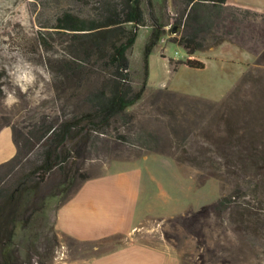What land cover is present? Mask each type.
<instances>
[{
    "label": "rangeland",
    "instance_id": "obj_1",
    "mask_svg": "<svg viewBox=\"0 0 264 264\" xmlns=\"http://www.w3.org/2000/svg\"><path fill=\"white\" fill-rule=\"evenodd\" d=\"M154 3L144 0L147 21L156 23L154 13L165 26L148 58L145 93L131 107L129 122L118 119L107 133L75 141L72 168L98 176L133 162L150 188L146 210L170 215L148 221L136 238L165 239L179 251L180 264H264V20L251 16L236 23L229 39L189 54L171 29L179 6ZM62 7L81 5L0 0V125L30 121L43 111L70 117L85 107L80 98H68L69 91L59 93L47 52L35 45L42 25L54 22ZM149 31L139 29L129 52L137 88ZM188 59L205 67L183 63ZM34 159L0 170V264H48L61 250L75 257L121 243L120 236L79 242L59 233L55 213L71 183L58 168L41 181L32 173ZM19 183L28 194H16ZM236 190V203L225 211L192 216Z\"/></svg>",
    "mask_w": 264,
    "mask_h": 264
},
{
    "label": "trees",
    "instance_id": "obj_2",
    "mask_svg": "<svg viewBox=\"0 0 264 264\" xmlns=\"http://www.w3.org/2000/svg\"><path fill=\"white\" fill-rule=\"evenodd\" d=\"M70 1L79 2L81 7L60 8L54 22L42 25L43 29L35 37V45L47 52L45 64L60 79L59 93L69 91L70 97L68 93L67 97L80 98L85 107L70 117L43 111L30 121L15 124L8 119L0 125V130L11 127L17 149L13 158L0 164V170H14L35 154L32 173H40L41 181L58 168L71 183L72 189L59 205L73 197L86 180L95 177L72 168V161L76 158L73 144L78 139L83 142L93 134L107 133L118 119L124 122L132 119L130 109L145 93L149 55L162 40L165 26L154 13L152 17L156 23H148L144 0ZM161 1L166 8L168 0ZM174 2L179 8L171 29L179 35L175 38L176 43L189 54L229 39L228 35L234 32L236 23L249 20L251 16L264 20V13L229 5L227 0ZM147 3L152 8L155 5L154 0H147ZM142 26L151 29L143 52V81L137 88L132 82L129 52ZM183 63L195 68L205 67L203 62L194 59ZM148 136L157 138L152 133ZM119 137L125 138L124 135ZM19 185L16 194L21 190L29 193L27 187L20 190ZM239 195L236 190L222 196L211 205H204L192 216L210 208L223 212L236 203ZM96 253L99 252L93 254Z\"/></svg>",
    "mask_w": 264,
    "mask_h": 264
},
{
    "label": "crops",
    "instance_id": "obj_3",
    "mask_svg": "<svg viewBox=\"0 0 264 264\" xmlns=\"http://www.w3.org/2000/svg\"><path fill=\"white\" fill-rule=\"evenodd\" d=\"M227 4L264 13V0H227ZM16 151L12 129L4 127L0 130V164L13 158ZM131 163L126 165L131 166L128 169L86 180L73 197L58 206L54 220L59 233L77 241L120 236L121 243L106 251L75 257L61 250L48 264H180L179 251L165 239L147 242L136 238L139 230L148 227V221L170 215L146 210L150 188Z\"/></svg>",
    "mask_w": 264,
    "mask_h": 264
},
{
    "label": "bare ground",
    "instance_id": "obj_4",
    "mask_svg": "<svg viewBox=\"0 0 264 264\" xmlns=\"http://www.w3.org/2000/svg\"><path fill=\"white\" fill-rule=\"evenodd\" d=\"M39 73V72H38Z\"/></svg>",
    "mask_w": 264,
    "mask_h": 264
}]
</instances>
